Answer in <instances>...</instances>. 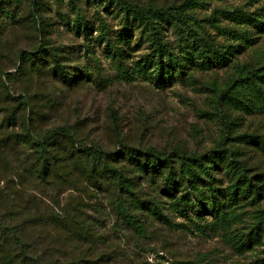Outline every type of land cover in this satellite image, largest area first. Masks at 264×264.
<instances>
[{
    "label": "rangeland",
    "instance_id": "1",
    "mask_svg": "<svg viewBox=\"0 0 264 264\" xmlns=\"http://www.w3.org/2000/svg\"><path fill=\"white\" fill-rule=\"evenodd\" d=\"M125 1L147 10L0 0V240L31 264H264V0ZM53 149L77 171L49 175Z\"/></svg>",
    "mask_w": 264,
    "mask_h": 264
},
{
    "label": "trees",
    "instance_id": "2",
    "mask_svg": "<svg viewBox=\"0 0 264 264\" xmlns=\"http://www.w3.org/2000/svg\"><path fill=\"white\" fill-rule=\"evenodd\" d=\"M122 3L128 5L129 7L133 8L134 9V12H141V11H144V10H147L146 7H143V6H138V5H133L132 3H128L126 2L125 0H121ZM189 1V0H188ZM187 1V2H188ZM186 2V1H185ZM60 75L63 77V78H66L65 77V72L61 71L60 72ZM61 131L63 132V129H61ZM68 135V134H66ZM53 158H52V161H51V166H50V171H49V175H54V176H60V171H62L63 169H65V174L70 171L71 174H73V170H74V173L77 171L75 170L77 168L76 164H69V163H64V165H58L57 163H59V152H57V150L53 149ZM158 158V157H156ZM150 166H151V162H149ZM68 170V171H67ZM62 175V174H61ZM76 178V177H75ZM64 179L67 181V182H71L69 181L65 176H64ZM46 180V179H45ZM64 181V180H63ZM50 182L54 185L53 188H57L59 187V185L56 184L57 182V179L55 178H51ZM73 184V183H72ZM77 184V183H76ZM76 184H73L75 187H79V185H76ZM175 184V179L168 173L165 178H164V189H166L167 191H170L172 190V187L173 185ZM72 185V186H73ZM126 222L135 228V222L133 221V219L131 217H126L125 218ZM54 223L51 222L49 225H53ZM140 231H143L144 232V228L140 225ZM50 242V240H48ZM51 241H53V239L51 238ZM11 245H13V242L10 241L8 238H5L4 240H0V247H3L4 249H2V252H1V256H0V264H31L29 263L26 258L23 257V255L21 253H16V250L12 249ZM54 251H55V255L53 254L52 257H50V261H49V264H62L60 261H61V258L59 257L58 255V251H61L62 249L60 248H55L53 247ZM57 249V250H56ZM55 258L57 259V261H55ZM72 261V260H71ZM63 264H66V263H63Z\"/></svg>",
    "mask_w": 264,
    "mask_h": 264
}]
</instances>
